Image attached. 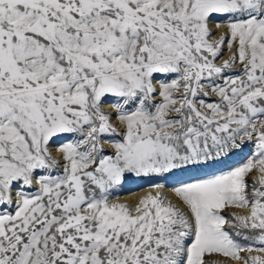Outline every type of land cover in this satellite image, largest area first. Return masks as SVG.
I'll list each match as a JSON object with an SVG mask.
<instances>
[{"label":"snow or ice","instance_id":"6c2138e0","mask_svg":"<svg viewBox=\"0 0 264 264\" xmlns=\"http://www.w3.org/2000/svg\"><path fill=\"white\" fill-rule=\"evenodd\" d=\"M0 264H264V0H0Z\"/></svg>","mask_w":264,"mask_h":264},{"label":"rangeland","instance_id":"374dc122","mask_svg":"<svg viewBox=\"0 0 264 264\" xmlns=\"http://www.w3.org/2000/svg\"><path fill=\"white\" fill-rule=\"evenodd\" d=\"M225 30L226 29L224 27H221L220 29H216L215 27H213L212 31L215 33L214 38L219 39ZM230 54L231 53L228 52L227 47L225 45L223 53H222L223 58L226 59ZM218 62H221V61L218 60ZM205 99L208 100V102H212L216 100L217 97L210 96V97H206ZM114 102H115V98L109 97L107 98V103L104 105V111L112 112L113 116H115L114 108H113ZM113 123L117 124L115 119L113 120ZM102 142H105V141H102ZM105 145L106 147L108 146L106 142H105ZM53 151H55V147H53ZM109 151H111L110 148H109ZM254 152H255L254 142H246L242 144L241 148L234 149L228 155L221 157L219 159V162L215 165V168L218 170L227 171L230 168H234L238 165L243 164L248 159H255ZM260 175L261 173H260L259 166H258L254 168L251 173H249L247 179L251 183L252 181L257 180ZM175 179L176 177H171L168 180H163L162 178H159V177H133L130 181L126 182L125 185L117 191L115 199L118 200L119 202L135 203V201L127 199L125 196L133 195L136 192L140 191V189H143V190L149 189L152 181H155L158 183L160 182L165 183L166 184L165 191H166L172 186V181ZM226 211L235 212L240 215L248 214L247 209H228Z\"/></svg>","mask_w":264,"mask_h":264},{"label":"bare ground","instance_id":"6f19581e","mask_svg":"<svg viewBox=\"0 0 264 264\" xmlns=\"http://www.w3.org/2000/svg\"><path fill=\"white\" fill-rule=\"evenodd\" d=\"M170 189V188H169ZM168 189V190H169ZM149 190H152L151 187L149 189H140V191L136 192L135 194L133 195H130V196H125L127 199H130L132 201H135L140 197V196H143L146 192H148ZM166 190V191H168Z\"/></svg>","mask_w":264,"mask_h":264}]
</instances>
